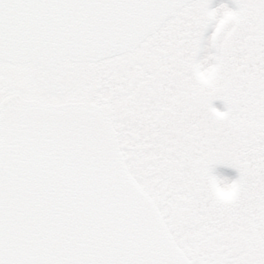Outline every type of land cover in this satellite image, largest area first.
<instances>
[{"label":"snow or ice","instance_id":"6c2138e0","mask_svg":"<svg viewBox=\"0 0 264 264\" xmlns=\"http://www.w3.org/2000/svg\"><path fill=\"white\" fill-rule=\"evenodd\" d=\"M0 264H264V0H0Z\"/></svg>","mask_w":264,"mask_h":264},{"label":"rangeland","instance_id":"374dc122","mask_svg":"<svg viewBox=\"0 0 264 264\" xmlns=\"http://www.w3.org/2000/svg\"><path fill=\"white\" fill-rule=\"evenodd\" d=\"M215 105L219 108H224L225 105L221 101H216ZM214 171L219 176H226L227 178H235L239 173L238 169L232 168L227 165H216Z\"/></svg>","mask_w":264,"mask_h":264},{"label":"clouds","instance_id":"9594fccd","mask_svg":"<svg viewBox=\"0 0 264 264\" xmlns=\"http://www.w3.org/2000/svg\"><path fill=\"white\" fill-rule=\"evenodd\" d=\"M218 190L221 195L227 197L233 192V188L230 187V181L226 176H220L217 180Z\"/></svg>","mask_w":264,"mask_h":264}]
</instances>
